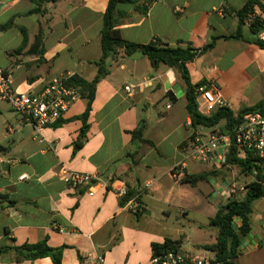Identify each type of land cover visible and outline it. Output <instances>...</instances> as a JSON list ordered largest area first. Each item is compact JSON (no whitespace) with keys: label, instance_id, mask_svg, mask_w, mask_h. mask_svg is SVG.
I'll return each mask as SVG.
<instances>
[{"label":"crops","instance_id":"0c3cea01","mask_svg":"<svg viewBox=\"0 0 264 264\" xmlns=\"http://www.w3.org/2000/svg\"><path fill=\"white\" fill-rule=\"evenodd\" d=\"M249 1L147 0V7L127 0L116 7L121 14L116 28L137 45L157 39L173 48L201 49L217 37L214 48L187 68L192 84L212 85L238 113L264 100V48L253 26L244 23L239 40L222 38L236 34L238 12ZM257 1L261 7L252 11L264 18V0ZM109 3L0 0V68L14 88L40 92L67 72L93 81L103 56L101 33ZM37 8L40 12L34 13ZM10 21L14 26L2 30ZM21 29L28 42L20 51ZM40 33L43 45L36 47ZM108 63L110 73L97 85L87 137L77 150L86 99H78L61 121L41 132L19 126L18 115L0 100V248L47 240L52 248L63 247L62 264H94L100 255L104 264H150L153 245L169 239L213 264L215 254L201 246L218 240L210 222L226 203L224 168L187 160L186 174L201 178L191 185L172 176L186 160V144L212 129L193 128L187 86L177 68H154L145 55ZM128 86L132 93L125 90ZM142 125L144 141L132 135ZM62 165L97 176L96 194L90 197L87 187L68 188L59 174ZM25 174L29 179L21 181ZM128 191L134 196L124 202L122 193ZM259 250H264V231H252L234 264ZM0 264L54 262L50 257L18 261L7 250L0 253Z\"/></svg>","mask_w":264,"mask_h":264},{"label":"trees","instance_id":"16d2710c","mask_svg":"<svg viewBox=\"0 0 264 264\" xmlns=\"http://www.w3.org/2000/svg\"><path fill=\"white\" fill-rule=\"evenodd\" d=\"M35 3L42 4L49 1L57 0H32ZM127 0H110L107 12L104 18V27L101 33L103 56L100 61L96 62L98 67L97 76L93 81H87L82 77L75 75L69 81L70 86L78 88L81 97L87 100V108L83 115L79 118L83 121V128L81 130L80 138L75 144V150L82 147L84 139L87 137V131L89 126L87 120L89 118L92 104L96 96V88L98 83L109 75V60L119 62L120 59H126L135 52H143L148 57L152 66L158 68L161 65L177 68L185 80L187 86V110L192 119V126L195 129L200 127L214 129L221 124H225L226 128L230 131L242 122L243 115L247 112H254L261 110L264 105V100L258 104L245 107L238 113H234L228 108H218L211 115H202L197 108L196 103V90L201 85H194L191 82L189 71L187 68L188 63L194 61L197 57L210 51L214 48L217 41L215 37L210 44L201 49H183L173 48L167 43L161 40H155L147 45H137L130 43L123 39L120 30L116 28L119 22L121 14L117 11L116 7L118 3L125 2ZM255 5H259L257 0H250L244 8L238 12L240 19V26L236 34L229 37H222L227 40H239L241 39L242 26L244 24V18L246 15L254 9ZM260 6V5H259ZM261 7V6H260ZM39 13L40 9H36L34 13ZM14 26L13 21L2 26V30H7ZM264 29V24L258 23L253 25L252 31L254 34H258ZM24 41L22 47L23 50L28 42V33L25 29H21ZM36 47L43 45V34L40 33L35 40ZM262 48L264 44L259 43ZM43 48L40 49V53H43ZM134 138L144 141L143 139V125L132 132ZM194 138V136L192 137ZM189 145L188 143L186 146ZM235 148L233 153L229 156L228 163L231 166H237L245 170L249 174H253L254 170L257 171L255 180L246 186V193L241 200L230 199L225 204H222L218 208L216 216L211 220L210 227L217 229L218 240L215 244L203 245L202 249L210 251L215 254V260L213 264H234L235 260L242 254L241 245L242 240L251 235L253 231L251 216L253 214L254 203L264 198V172L262 160L253 156L246 158H238L235 155ZM201 176L187 175L182 179L183 183L194 185ZM134 196V192L128 191L127 195L122 201H127ZM240 220L241 225L236 228L234 225L235 220ZM181 249L177 243L167 239L163 244H154V253H162L167 250H179ZM12 250L17 256V260H31L34 261L39 258L50 257L54 264H62L63 247L52 248L48 245L47 240H42L36 244H24L20 247L13 248H0V253Z\"/></svg>","mask_w":264,"mask_h":264},{"label":"built area","instance_id":"2783aa9c","mask_svg":"<svg viewBox=\"0 0 264 264\" xmlns=\"http://www.w3.org/2000/svg\"><path fill=\"white\" fill-rule=\"evenodd\" d=\"M130 1L149 6L147 0ZM244 23L247 26L264 24V18L256 10L246 15ZM257 40L264 44V29L258 33ZM72 77L73 73H63L53 78L40 92H20L14 88L8 72L0 68V100L7 102L18 115L19 126L31 125L41 132L61 121L71 105L81 98L78 88L69 85ZM125 90L132 93L133 87L128 86ZM196 95L197 108L202 115L209 116L218 108L230 109L222 94L212 85L199 86ZM233 148L238 158L253 156L262 160L264 172V105L261 110L245 113L241 124L233 131L228 130L224 124L205 136L196 134L187 146L186 160L174 167L172 176L177 180L186 176L187 160L222 168L229 166L228 159ZM59 174L70 189L87 187L90 197L96 194L95 188L101 183L97 176L75 171L65 165H62ZM28 179L26 174L20 178L21 181ZM145 187H151V183H147ZM126 195L127 192L122 193V197ZM239 197L238 190L232 186L228 189L226 202L230 199L240 200ZM134 201L135 198L131 202ZM234 225L239 228L240 220H235ZM104 263L105 257L100 255L94 264ZM150 264H212V260L204 254L179 249L154 253Z\"/></svg>","mask_w":264,"mask_h":264},{"label":"rangeland","instance_id":"374dc122","mask_svg":"<svg viewBox=\"0 0 264 264\" xmlns=\"http://www.w3.org/2000/svg\"><path fill=\"white\" fill-rule=\"evenodd\" d=\"M208 131L201 132V135H206ZM225 177L229 181V188L234 186L238 190L239 199L244 198L246 193V186L255 180L257 175L256 170L253 174L247 173L240 167L237 166H226L223 167ZM253 233L264 231V198L254 203L253 214L251 216ZM237 264H264V250H259L250 255H243L237 261Z\"/></svg>","mask_w":264,"mask_h":264},{"label":"water","instance_id":"95a60500","mask_svg":"<svg viewBox=\"0 0 264 264\" xmlns=\"http://www.w3.org/2000/svg\"><path fill=\"white\" fill-rule=\"evenodd\" d=\"M144 56L143 52H135L132 55H130L128 58L129 59H138L139 57Z\"/></svg>","mask_w":264,"mask_h":264}]
</instances>
